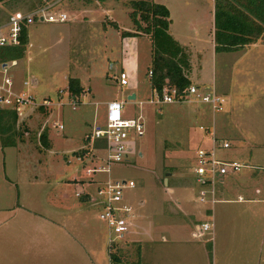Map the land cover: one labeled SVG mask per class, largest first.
<instances>
[{
  "label": "rangeland",
  "instance_id": "obj_1",
  "mask_svg": "<svg viewBox=\"0 0 264 264\" xmlns=\"http://www.w3.org/2000/svg\"><path fill=\"white\" fill-rule=\"evenodd\" d=\"M52 1L7 0L0 3V35L6 36L5 26L13 13L31 14L37 6H47ZM131 1L140 0H105L103 3L58 0L45 13H64L67 18L65 23H44L37 16L26 26L27 45L23 57L9 71L13 75L16 92L31 96L35 106L25 109L16 121L21 141L18 137L13 148L0 149V226H10L11 223L16 231L23 224L18 216L42 215V220L54 215L49 212L58 210L56 213L66 218L65 233L51 241L48 237V246L45 243L38 245L41 239L37 238L35 232L29 235L35 239L3 237L0 239L3 258L6 255L16 260H2V264L92 263L94 258L90 262L91 257L87 255V252L91 255L92 249L96 256L94 264H110L108 258L111 255L116 256L119 264H135L140 247L141 251L151 252L155 247V243H148V240L153 237L150 234L153 230L152 216L159 201L175 200L178 193L183 195V203L190 213H194L195 225L211 223L209 213H205L210 205L197 202V187L192 173L196 150H208L211 146L206 137L209 130H213L217 140L229 145L228 149H215V158L221 162L235 161L244 166L236 174L225 176V188L249 183L250 173L263 171L254 168L257 164L255 154L264 157L263 46L247 52L242 50L241 53L224 54L217 51L211 55L206 36L212 3L209 0H180L190 5L195 13L187 14L188 18L182 16L174 27L184 33L190 26L198 29L202 36L200 42L203 43L199 45V62L194 60L192 64L190 84L198 87L199 92L208 89L206 93H209L213 88L223 101L222 111L211 114L208 106L199 103L149 104L155 98L147 77L151 59L148 39L143 35L120 37L122 32H133L128 17ZM154 1L158 3L159 0ZM174 1H168L172 7ZM112 23L117 25L118 30L112 28ZM246 68L250 70L246 71ZM236 71L240 74H234ZM120 72L126 75V86H119L115 81ZM69 79H76L82 88L79 97H66ZM23 82L27 85L22 86ZM131 93H135V100L125 101L126 95ZM69 100L77 103L71 106ZM113 100L124 102L123 117H140L143 135L127 140L130 151L125 162L109 166L107 174L90 173L91 169L106 167L101 146L90 141L92 129L95 126L103 128L104 107L94 104ZM43 102H47V107H39ZM228 109L236 111L235 114ZM52 125L61 126L62 129L58 130ZM43 131L46 132L48 149L40 147L38 142ZM244 136L255 137V147L252 143L247 146L249 142H243L242 139H246ZM89 148L97 152L92 154ZM259 164V167H264V158ZM33 176L37 179L33 180ZM73 178L82 184V192L88 193L92 200L97 199V189L107 180L133 183L132 189L122 191V201L130 208L128 230L123 240L115 244L113 251L106 249L107 230L98 220L97 204L83 205L81 199L74 197L71 184H66L64 188L67 198L61 201L57 199L62 189L57 185L72 183ZM32 182L50 184L53 188L51 195L44 200L41 189L29 187L28 184ZM214 187L222 188L216 182ZM169 188L173 189V194H168ZM17 192L19 204L29 212L16 207ZM228 198L235 200L234 194ZM163 210L169 211L165 205ZM175 219L170 221L175 223L178 220ZM35 221L33 223L41 224ZM23 225L28 228L33 226L32 222ZM41 225L44 227L46 223L42 222ZM192 229L190 223L186 222L184 228L180 229L182 237L176 241L167 240L165 247L172 250L168 255L172 264H184L185 254L189 252L186 250L199 249L200 243H203L200 241L210 234L208 231L197 242L190 237ZM34 240H37L36 244ZM21 241H25L29 247L24 254L16 252ZM90 245L92 248L86 251L85 247ZM227 248L229 251L225 254L224 251L216 252L214 264H254L250 252H244L241 245L235 246L233 241V245ZM202 249L206 256H203L204 261L211 264L207 249Z\"/></svg>",
  "mask_w": 264,
  "mask_h": 264
},
{
  "label": "crops",
  "instance_id": "obj_2",
  "mask_svg": "<svg viewBox=\"0 0 264 264\" xmlns=\"http://www.w3.org/2000/svg\"><path fill=\"white\" fill-rule=\"evenodd\" d=\"M41 1H44V0H41ZM56 1L58 0H53L47 6L53 5ZM168 1L169 0H159L158 3L159 5L164 6L168 11L169 25H168L167 33L179 45V47L183 50L186 56L188 70L185 72V75L190 83L189 76L192 74V66H193L192 64L194 60L195 62H199V59H200L199 45L203 44L202 42H200L202 40V36H200L198 29L196 28L192 29L191 26L189 27V30L186 33H184L183 30H180L174 27L175 22L182 19V16L185 18H188L186 16L187 14H192L195 12H193L190 5L187 6L185 2H180V0H175L173 3V7H172ZM209 1L212 3V0H209ZM149 2L158 4L154 0H151ZM179 4H181L182 6H179ZM47 6H37L32 11V13H35L40 8H45ZM16 13H21V12H16ZM21 14H24V13H21ZM38 20L42 22L40 19ZM208 20H209L210 27L208 26L209 32L207 33V36H206V40H207L206 42L209 41V44H210L209 51L212 55V53L215 54L214 44H213V5L210 11V14L208 15ZM116 28H117L116 30H118L117 25H116ZM26 36H27V33H26ZM137 37H141V35ZM143 37H146L148 39L147 36H143ZM148 42H149V39H148ZM258 46L260 47L263 46L262 48H264V44L257 41L254 44L246 45V46H243L242 48H237V49L235 48L231 51L222 52V53L228 54V53L235 52V51H238L237 53H241L242 50L244 52H247L248 50L250 51L251 49L258 50ZM207 49L208 47L205 49V52H207ZM18 61H15V65ZM245 70L247 71L250 69L246 68ZM234 74H240V72L236 71ZM244 74H247V73H244ZM115 81L118 83L117 79ZM148 82H149V78H148ZM13 87H14V80H13ZM14 89L16 91L15 87ZM129 95H134V100H135L136 98L135 93L126 95V98ZM126 98H125V101H126ZM129 102H133V101H129ZM106 103L108 102H105V103L96 102V104L94 105H97V107H104V112H105ZM123 106H124V102H123ZM228 110L230 113H233V114H235L236 112L230 109ZM244 137L246 139L243 138L242 139L243 142H246V141L249 142V145L247 146H250V144L252 143V146L255 147L256 142H253L255 140V137L254 138L248 137V136H244ZM85 147L86 146H83V148ZM92 150L93 149L89 148V151L92 152V154H94V152H97V150L96 151L95 150L92 151ZM255 156H256L255 163L257 164H255L254 168H259V169H262L263 171L260 173L258 172L250 173L249 183L248 182L239 183L237 186L231 187V189H228V188H225L223 185L224 184L223 180L225 179V176L221 177L219 180L216 181L217 186L218 185L222 186V188L217 189L216 187H214V194H213L214 197L213 198H214L215 203L210 205L209 208L205 209V213H209L210 219H211V223H209L211 224V228L209 230L210 234L207 239L200 241V239L204 238L203 235L205 233L199 232L198 229H199L200 224L195 225L194 213L193 214L192 212L190 213V210L187 207V205L183 203L185 200L183 199L182 194L178 193L176 198H174L175 200L159 201L156 212H154L152 216L153 230L150 234H152L153 237L150 238L149 240L146 239L150 241L148 243H151V242L155 243V247H153L152 252L147 251V250L141 251V247H140V251L138 250L137 252L138 255H137V261L135 264H172L170 262V259L168 258V255L172 253V250H169V247H165V244H167L166 243L167 240L176 241L178 238L183 236L181 235L180 229L184 228V224H186V222L190 223V227L193 228L192 231L190 232V237L193 239H196L197 242L200 241L203 243H200L199 249L186 250L189 252H186L185 254L186 259L184 260V264H206V261H204V257L206 256L203 253L202 248L207 249L206 254L211 264H214L216 252L219 253L221 251H224V254H225V252L228 250L227 247L228 246L231 247L233 245V241H234L235 246L241 245V248L244 250V252H247V251L250 252L251 254L250 259L254 264H264V167H259L260 165L259 163L264 157L263 155L258 156L257 154H255ZM76 160H79V159H76ZM86 174L88 175L89 173L86 172ZM33 177H35L33 178V180L37 179L36 176H33ZM71 182L72 183H69V182L60 183L59 185L53 184V185H57L59 189L60 187H62L61 191L57 194V199L61 201L67 198L66 193L64 192V188L66 184H71L73 187L74 197L81 199V203L83 205L84 204L85 205L95 204L94 200H92V198L90 197L88 193L82 192L81 190L82 184H79L74 178L71 180ZM28 185L29 187L35 190L41 189V195L44 196L43 198L44 200H46L49 197V195H51L50 191L51 189H53L50 184H42L38 182H32ZM229 190H232L233 193H231V191ZM167 192L169 195L173 194V189L169 188ZM231 194H234L235 200H228L229 199L228 197ZM16 199L18 201V203H16V207L20 211L29 212L27 208H24L21 204H19L20 200H19L18 192H17ZM163 205L168 207L169 209L168 212L163 210ZM233 206H235V208H233ZM237 208H238V211L236 210ZM56 211L59 212L58 210H53V212H49V213L54 214L55 216L51 215L50 218H46L42 220L40 219V218H43L42 215L18 216V218H21L20 219L21 224L22 223L24 224L25 222H32L33 226L28 228L27 225L22 224L20 225V228L18 230L14 231L15 228L13 227V225H11V223H10V226L3 224L4 226H0V239L3 237L4 238L17 237L21 239H29V238L35 239L34 237L29 236L31 232L32 233L35 232L38 234L37 238L41 239V240H38V245L39 244L44 245L45 243V245L48 246L47 245L48 241L46 240L48 239V237H50L49 241H51L50 239L56 238L57 236H60L61 234L65 233L66 218L64 215H60L56 213ZM130 218L131 216L128 217V220ZM174 218H176L175 220L178 219L175 223L173 222ZM35 220L41 222V224L42 222H45L46 225L43 227L40 223L36 222ZM128 220H127V223H128ZM170 220H173V221L171 222ZM179 220H180V223H178ZM33 221H35L36 223H33ZM203 223H206V222H203ZM79 226H81V222H79ZM44 239H45V242H44ZM20 243L21 245L17 248L16 252H22L21 254H24L25 252L28 251L29 247L25 245V241H21ZM33 243L36 244L37 240H34ZM169 243L172 244V242H169ZM88 248L91 249L92 248L91 245L90 247L88 246L85 247V250L89 251L90 249ZM185 248H188V247H184V249ZM106 249H107V235H106ZM90 254L91 255H89V253L87 252V255L91 257L89 261L91 262L94 258V261L96 262L95 251L93 249L90 252ZM9 258L10 257H7L6 255L3 258V252H2L1 245H0V264H2V260H5L6 262L16 260L15 258H11V259ZM94 261L92 263L88 262L86 264H94ZM108 263L111 264V262L109 261Z\"/></svg>",
  "mask_w": 264,
  "mask_h": 264
},
{
  "label": "built area",
  "instance_id": "obj_3",
  "mask_svg": "<svg viewBox=\"0 0 264 264\" xmlns=\"http://www.w3.org/2000/svg\"><path fill=\"white\" fill-rule=\"evenodd\" d=\"M47 6L40 8L35 13L21 14L13 13L8 18L5 28L6 36L0 35V47L17 46L21 24L27 26L38 16L44 23L63 24L67 18L64 13H45L51 8ZM4 65V66H3ZM15 66V61L0 64V110H11L15 113L17 119L23 114V111L29 107L35 106L31 96L24 93L16 92L13 87V76L10 68ZM150 71H147V77L150 78ZM120 86H126V75L119 73L117 77ZM25 82L22 86H26ZM204 89L199 92L198 87L189 85L187 88L178 91L174 87L164 86L160 93L154 94V101H149L152 105H169V104H191L199 103L209 107L211 114L222 111L223 101L213 91ZM61 94V91H59ZM66 97L67 96L66 93ZM127 101V100H126ZM129 102V101H128ZM71 106L74 101L69 100ZM37 107V106H36ZM39 107H47V102H43ZM73 110V108H71ZM123 102L110 101L105 105L103 118V128L94 127L91 131L90 141L97 142L105 155L106 167L96 170L91 169L90 173L107 174L109 166L119 164L127 160V153L130 151L127 140L140 138L143 135V124L140 117L136 119H127L122 116ZM54 128L61 130V126L52 125ZM202 130V129H201ZM206 132L209 138L210 148H199L195 152V167L192 170L193 181L197 187L196 199L200 204H214V185L217 180L226 175H233L244 168L243 165L233 162H221L215 158V149H228L226 142L215 139L213 131ZM102 187L97 189V199L94 203L99 206L98 220L103 223L107 230V251H113L116 243L123 240L128 230V217L130 208L122 201V191L132 189V182L110 181L102 183ZM211 228V224L203 223L199 225V232L206 233ZM110 255V254H108ZM110 261V256H109Z\"/></svg>",
  "mask_w": 264,
  "mask_h": 264
},
{
  "label": "trees",
  "instance_id": "obj_4",
  "mask_svg": "<svg viewBox=\"0 0 264 264\" xmlns=\"http://www.w3.org/2000/svg\"><path fill=\"white\" fill-rule=\"evenodd\" d=\"M7 0H0V3ZM103 3L105 0H91ZM214 51L228 52L254 44H264V0H212ZM128 14L133 32L120 33L121 38L147 36L150 42L149 85L160 93L164 86L181 91L190 83L185 72L188 70L186 56L179 45L168 35L169 14L167 9L149 1L129 2ZM112 28L117 29L112 23ZM27 43L26 26L21 24L17 46L0 47V64L22 59ZM67 96L79 97L82 93L76 79L67 80ZM17 117L11 110H0V149L13 148L20 133L16 130ZM38 142L43 149L49 148L46 132ZM95 144L98 145L97 142ZM100 146V145H99ZM111 264H119L115 255L110 256Z\"/></svg>",
  "mask_w": 264,
  "mask_h": 264
},
{
  "label": "water",
  "instance_id": "obj_5",
  "mask_svg": "<svg viewBox=\"0 0 264 264\" xmlns=\"http://www.w3.org/2000/svg\"><path fill=\"white\" fill-rule=\"evenodd\" d=\"M4 66V65H3ZM127 101H134V95H129L127 98H126ZM165 182V180H164Z\"/></svg>",
  "mask_w": 264,
  "mask_h": 264
}]
</instances>
